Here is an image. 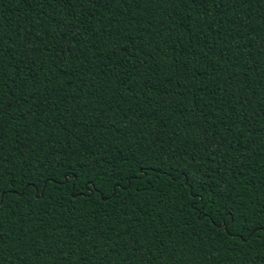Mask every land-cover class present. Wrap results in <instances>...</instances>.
I'll list each match as a JSON object with an SVG mask.
<instances>
[{
	"label": "trees",
	"instance_id": "1",
	"mask_svg": "<svg viewBox=\"0 0 264 264\" xmlns=\"http://www.w3.org/2000/svg\"><path fill=\"white\" fill-rule=\"evenodd\" d=\"M0 264H264V0H0Z\"/></svg>",
	"mask_w": 264,
	"mask_h": 264
},
{
	"label": "snow or ice",
	"instance_id": "2",
	"mask_svg": "<svg viewBox=\"0 0 264 264\" xmlns=\"http://www.w3.org/2000/svg\"><path fill=\"white\" fill-rule=\"evenodd\" d=\"M137 163H139V161H137ZM144 166L143 165H140V168L142 169ZM139 171V170H138ZM119 173L117 172V173H114V176L115 175H118ZM97 175H99V176H107V173L105 172V173H97ZM114 176L113 177H110V179H114ZM122 179H123V177H122ZM115 183H116V186H119V183H120V181H115ZM233 222H235V218H233Z\"/></svg>",
	"mask_w": 264,
	"mask_h": 264
}]
</instances>
